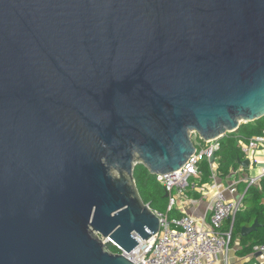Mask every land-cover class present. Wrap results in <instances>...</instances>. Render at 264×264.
<instances>
[{
    "label": "water",
    "instance_id": "obj_1",
    "mask_svg": "<svg viewBox=\"0 0 264 264\" xmlns=\"http://www.w3.org/2000/svg\"><path fill=\"white\" fill-rule=\"evenodd\" d=\"M263 116L264 0H0V264H134L136 165Z\"/></svg>",
    "mask_w": 264,
    "mask_h": 264
},
{
    "label": "built area",
    "instance_id": "obj_2",
    "mask_svg": "<svg viewBox=\"0 0 264 264\" xmlns=\"http://www.w3.org/2000/svg\"><path fill=\"white\" fill-rule=\"evenodd\" d=\"M220 139L205 140L193 134L196 153L173 173L156 174L157 180L166 188L168 208L160 217V232L149 240L139 238L138 246L126 252L120 245L110 241L118 252L126 255L134 264H224L231 263L228 251L233 240L237 215L244 209L247 192L251 186L259 185L264 178V167L257 176L241 175L243 167L233 169L237 178L231 183L218 180ZM238 148L245 154L250 167L256 166V152L264 150V133L249 141L240 138ZM214 158V162L211 161ZM207 159L211 168L210 182H203L201 163ZM240 175V176H239ZM241 184L244 188L240 189ZM195 190L202 195L213 192L208 211L209 221L185 212L181 217H170L169 212L194 202L189 192ZM230 221V228L224 225ZM109 243V244H110ZM239 243V242H237ZM259 253V256L257 254ZM246 264H264V243L254 246L252 259Z\"/></svg>",
    "mask_w": 264,
    "mask_h": 264
},
{
    "label": "trees",
    "instance_id": "obj_3",
    "mask_svg": "<svg viewBox=\"0 0 264 264\" xmlns=\"http://www.w3.org/2000/svg\"><path fill=\"white\" fill-rule=\"evenodd\" d=\"M264 133V116L252 122L243 123L238 130L229 133L220 141V150L217 152L219 161L218 174L221 178L231 175V170L238 167L240 159L243 158L242 151L237 144L240 138L249 141L252 137ZM203 171V182L211 180V168L207 159L201 163ZM136 185L140 195L146 204L158 214H166L168 208V197L166 188L158 180L157 176L150 172L144 164H137L134 172ZM178 210L169 212L170 217H181ZM256 220L260 227L247 236H241L244 226H251ZM240 235L244 245L243 253L253 251L254 246L264 243V179L258 187L251 186L247 192L244 209L237 215L233 230V237ZM111 252L117 253L118 249L113 244H108Z\"/></svg>",
    "mask_w": 264,
    "mask_h": 264
},
{
    "label": "crops",
    "instance_id": "obj_4",
    "mask_svg": "<svg viewBox=\"0 0 264 264\" xmlns=\"http://www.w3.org/2000/svg\"><path fill=\"white\" fill-rule=\"evenodd\" d=\"M227 135H225V136H227ZM225 136L221 137V139L224 138ZM221 139H220V141H221ZM243 155L244 156L242 159L243 160L247 159L244 153H243ZM255 160L257 161V165L253 166V167H250V165L248 167H245L239 163V165H241L243 167V171H242L241 175L257 176L258 174L261 173V168L264 167V150H259L256 152ZM236 168H238V167H236ZM232 170H231V175L229 177H226V178H221L218 174V180L222 181L224 183H231L232 181H234L238 175L233 173ZM210 181H212V180H210ZM259 185H255V186L258 187ZM244 186H245L244 184H241L240 189H243ZM213 194L214 193L211 191V192H209L208 195H202L195 190H191L189 192V195H190V197L193 198L194 202L190 203L189 205H187L181 209L176 208L175 210H178L182 215L185 212H187L189 214H193L197 218H200V219L205 218L206 220L209 221L210 212L208 211V207H209L210 201L212 200ZM230 224H231V222L227 221L224 225V229L225 230L229 229ZM241 236H242V234H241ZM237 242H239V243H237ZM243 250H244V245L242 244V240L240 238V235L233 237L232 243L230 245V249L228 251V257H229L230 262L234 263V264H246L247 262H249L252 259L253 251H251L249 253H243L242 252ZM220 264H224V261L222 260L220 262Z\"/></svg>",
    "mask_w": 264,
    "mask_h": 264
}]
</instances>
